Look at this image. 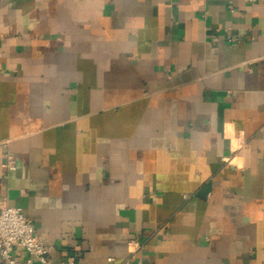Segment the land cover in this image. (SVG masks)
Returning <instances> with one entry per match:
<instances>
[{"label": "crops", "instance_id": "0c3cea01", "mask_svg": "<svg viewBox=\"0 0 264 264\" xmlns=\"http://www.w3.org/2000/svg\"><path fill=\"white\" fill-rule=\"evenodd\" d=\"M3 200L51 263L264 264V1L0 0Z\"/></svg>", "mask_w": 264, "mask_h": 264}, {"label": "built area", "instance_id": "2783aa9c", "mask_svg": "<svg viewBox=\"0 0 264 264\" xmlns=\"http://www.w3.org/2000/svg\"><path fill=\"white\" fill-rule=\"evenodd\" d=\"M264 1V0H262ZM4 166L8 169L17 167L16 157L7 152ZM129 243L139 249L142 243L137 238H131ZM17 246L23 247L31 256L39 259L41 264H65L63 261L51 263L49 253L51 246L47 245L37 232L33 221L24 213L20 206L11 205L7 200L0 202V264H22L14 255ZM113 261V257H109ZM113 264H129L124 260Z\"/></svg>", "mask_w": 264, "mask_h": 264}]
</instances>
